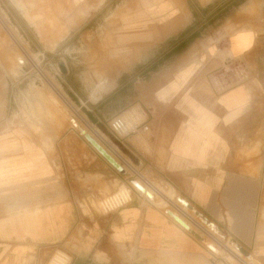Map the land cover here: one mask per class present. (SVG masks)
<instances>
[{
  "label": "crops",
  "instance_id": "0c3cea01",
  "mask_svg": "<svg viewBox=\"0 0 264 264\" xmlns=\"http://www.w3.org/2000/svg\"><path fill=\"white\" fill-rule=\"evenodd\" d=\"M169 1L164 12L155 11L153 0L146 5L137 0L122 13L148 12L153 23L155 14L176 11ZM125 15L121 27H140ZM246 29L229 37L224 51L229 61L255 53L264 42L262 32ZM153 60L154 55L142 64L133 56L125 63L111 61L109 74L118 77V112L139 117L135 131L118 140L119 148L154 181L169 185L225 241L242 247L246 258L264 264V83L220 90L216 78L210 80L211 64H202V53L182 66L145 70L150 79L140 82ZM125 88L130 97L124 96ZM115 113L91 111V121L104 123ZM89 132L100 140V134ZM6 138L0 137V264H48L57 251L68 256L67 264L225 263L206 237L196 238L147 197L134 192L131 202L115 212L98 209L97 199L129 175L123 168L134 174L130 159L114 147L112 155L100 143L120 170L70 128L50 151L37 141L31 146Z\"/></svg>",
  "mask_w": 264,
  "mask_h": 264
},
{
  "label": "rangeland",
  "instance_id": "374dc122",
  "mask_svg": "<svg viewBox=\"0 0 264 264\" xmlns=\"http://www.w3.org/2000/svg\"><path fill=\"white\" fill-rule=\"evenodd\" d=\"M134 1L137 0H0V137L10 141L16 138L17 144L25 140L31 146L37 141L50 151L68 128L86 143L87 133L82 135L81 130L97 132L110 154L115 153L112 147L117 154L124 153L135 171L156 186L158 195L148 190L155 199L152 203L160 206L172 191L170 186L154 181L145 170L134 166L135 158L119 148L111 134L109 120L98 124L91 121V111L97 110L116 111L114 115L128 119L130 125L138 121L133 112H118V77L109 74L114 68L111 61L118 62L119 58L125 63L133 56L142 64L154 55L153 62L140 73V82H148L150 74L146 71L182 66L202 53L203 66H212L210 80L214 82L216 78L221 83L216 85L218 89L243 83L259 86L264 83V42L255 53L232 61L224 51L229 37L247 32L246 28L264 34V0H174L176 11L161 17L155 14L153 23L147 21L154 16L148 12L122 13L127 5L136 6ZM153 1L157 12L171 7L169 0ZM124 14L140 27H121ZM184 53L189 56L182 58ZM123 93L131 96L129 89ZM71 121L79 126H73ZM123 169L129 175L122 176L121 184L138 193L133 181L140 183L139 178L129 168ZM116 187L105 194L113 193ZM177 197L175 194L169 205L160 207H182ZM207 227L242 255L240 246L225 241L214 226ZM208 240L211 241L206 237ZM219 254L230 264H238L228 253ZM249 262L257 264L255 260Z\"/></svg>",
  "mask_w": 264,
  "mask_h": 264
},
{
  "label": "built area",
  "instance_id": "2783aa9c",
  "mask_svg": "<svg viewBox=\"0 0 264 264\" xmlns=\"http://www.w3.org/2000/svg\"><path fill=\"white\" fill-rule=\"evenodd\" d=\"M239 76L242 77L241 79H244V77H245L243 74H240ZM108 124H109V129H110L111 134L117 140L122 139L126 135L134 132L136 127H137L136 124H134V123L132 125L127 124V122L125 121V119L121 115H114L113 117H111L109 119V123ZM134 174L139 178L140 184L142 185V187L150 189L151 192L156 194L157 188H154L148 181H146L142 177V175H140L135 170H134ZM127 188H128V190L130 192V197L127 198V199H122L120 196H117L114 193H111V194L106 195L105 197H103L99 201L100 202L99 208H100L101 212L104 213V214H110V213L115 212L116 210H118L120 207H122V206L128 204L129 202H131L134 191H132L130 187H127ZM153 193H150V194L153 195ZM137 194L140 195V196L145 197L142 194L141 190H138ZM150 199L151 198H147V200L152 203V201ZM172 211H175L177 214H179L181 217H183L187 222L191 223L193 228H195L198 232H200V234H202L204 237L209 238L214 243V245H216V247L221 248V249H223V251L227 252L232 257L233 261H236L238 264H250V262H249L250 260L248 258H244L243 259V257H241L237 252H235L234 249H231L229 246H227V244L225 242L221 241V239H219L213 233H211V231H209L204 224L196 221L193 218V216H191L190 214H187V212H185V210H183L182 207L179 208V207L175 206V207L172 208ZM56 253L57 252H55L54 255ZM54 255H53V257H54ZM51 259H50V261H51ZM223 261L225 263H221V264H230V262L228 260H226V259L223 260ZM49 262H48V264H49ZM67 263H68V260H67Z\"/></svg>",
  "mask_w": 264,
  "mask_h": 264
},
{
  "label": "bare ground",
  "instance_id": "6f19581e",
  "mask_svg": "<svg viewBox=\"0 0 264 264\" xmlns=\"http://www.w3.org/2000/svg\"><path fill=\"white\" fill-rule=\"evenodd\" d=\"M216 82L218 84H221L220 82H218V80H216ZM58 93V92H57ZM67 103V102H66ZM70 106V105H69ZM72 108V107H71ZM74 111V110H73ZM63 113H65L64 111H62ZM67 113V112H66ZM65 116V115H64ZM67 116V114H66ZM71 117V116H70ZM70 117H67V118H70ZM124 118V117H123ZM125 121L127 122V124H130L129 120L124 118ZM72 125L73 126H79V124H76L75 121H71ZM80 128V127H79ZM82 132V135L86 134L87 135V141L93 146L96 148V150H98L102 156L103 155H106L107 157V161L112 165L114 166L115 168H118V169H121L122 167L118 164V162L115 160V158L112 157V155H110L108 152H106L103 147L100 145V142L93 136H91L90 132L89 131H86V130H81ZM95 133V132H94ZM111 153V152H110ZM114 153V152H113ZM133 185L135 186V188H137L139 190V187L142 188V194L147 197V198H151L150 200H152L154 198V196L152 194H150L149 191H147L146 188L142 187V185L138 182V181H133ZM172 191H170L168 193V195L166 196L165 195V198L164 200L159 203L160 206L163 205V206H166V205H169L172 201V199L174 198L175 194H174V191L173 189H171ZM114 194H116L117 196H120L122 199H127L130 197V192L128 190V188L123 184L119 185L116 190L113 192ZM157 195H158V191H156ZM177 201L180 203V205L182 206L183 210H185V212H187V214H190L191 216L193 215V218L195 220H197L198 222L202 223V224H206V228L211 231V233L213 234H216L215 231H213L211 228L207 227L208 226H211L213 227V225L208 221L206 220V218H204L199 212H197L191 205H189L184 199H181L180 197H177ZM171 212V217L174 216L177 218V220L179 221H176L180 226H182L184 228V226L187 227V229L189 230H193L194 233L198 234L200 237H201V234L194 230L192 228V225H190L191 223L187 222L183 217H181L179 214H177L175 211H172V210H169ZM173 218V217H172ZM204 224V225H205ZM205 240L204 238L201 237V241ZM206 241V240H205ZM206 244L213 248L216 252H220V249H216L214 248V246L212 245L211 242L209 241H206ZM234 248V247H233ZM235 252L236 249L234 248ZM239 252L242 253V255L240 253H238L241 257H248V253L241 247V249H239ZM69 258L67 256H65V254H63V252L61 251H57V253L54 255V257L51 259V261L49 262V264H67V260Z\"/></svg>",
  "mask_w": 264,
  "mask_h": 264
},
{
  "label": "water",
  "instance_id": "95a60500",
  "mask_svg": "<svg viewBox=\"0 0 264 264\" xmlns=\"http://www.w3.org/2000/svg\"><path fill=\"white\" fill-rule=\"evenodd\" d=\"M84 136H85V138L87 139V135H84ZM103 156L107 159L106 155H103ZM119 170H120V169H119ZM141 189H142V188L139 187V190H141ZM141 191H142V190H141ZM167 212H168V214L171 216V212H170L169 210H167ZM172 217H173L174 220L178 221L176 217H174V216H172ZM178 222H179V221H178ZM184 228L187 229L186 226H184ZM187 230H188V229H187ZM189 232H190L191 234H193L196 238H198L199 240H201V237H200L198 234L194 233L193 230H190V229H189Z\"/></svg>",
  "mask_w": 264,
  "mask_h": 264
}]
</instances>
